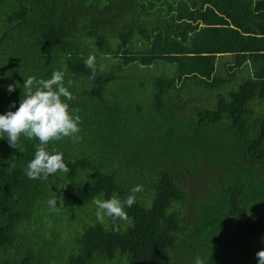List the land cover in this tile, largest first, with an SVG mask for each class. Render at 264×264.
Returning <instances> with one entry per match:
<instances>
[{"label":"trees","instance_id":"16d2710c","mask_svg":"<svg viewBox=\"0 0 264 264\" xmlns=\"http://www.w3.org/2000/svg\"><path fill=\"white\" fill-rule=\"evenodd\" d=\"M54 71L79 140L47 146L69 173L30 180L38 139L0 134V264H258L264 0H0V115ZM137 185L127 220L97 222L94 199Z\"/></svg>","mask_w":264,"mask_h":264},{"label":"clouds","instance_id":"9594fccd","mask_svg":"<svg viewBox=\"0 0 264 264\" xmlns=\"http://www.w3.org/2000/svg\"><path fill=\"white\" fill-rule=\"evenodd\" d=\"M95 55H90L84 64L91 70L90 79L96 76ZM64 72L54 71L50 79H37L35 76H29L24 79V93L20 100L19 108L13 112L8 111L0 115V134H6L9 146L16 149L20 137L31 140L38 139L39 144L32 159L24 169V174L30 180H47L50 175L58 171L69 173V167L63 162V154L53 149L54 154L47 151V146L51 141H59L63 138H70L73 142L79 140L77 135L80 131L79 109H73L71 114L69 104L62 101L73 100V95L64 87ZM17 85L10 84L7 91L12 93ZM13 103L10 107L14 108ZM143 191L142 186H135L131 189V194L123 201L117 194H113L109 199H94L96 206V220L103 223L105 217L111 218L113 223L117 219L127 220V213L124 207H131L136 201V194ZM63 203V198L53 193V196L47 200L50 210H58L57 202ZM114 231L118 228L114 227ZM258 264H264V250L256 253ZM194 264H204L199 257L194 258Z\"/></svg>","mask_w":264,"mask_h":264},{"label":"rangeland","instance_id":"374dc122","mask_svg":"<svg viewBox=\"0 0 264 264\" xmlns=\"http://www.w3.org/2000/svg\"><path fill=\"white\" fill-rule=\"evenodd\" d=\"M216 72H219V71H218V67H216Z\"/></svg>","mask_w":264,"mask_h":264}]
</instances>
